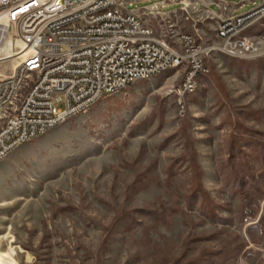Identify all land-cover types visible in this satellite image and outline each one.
<instances>
[{"label":"rangeland","instance_id":"rangeland-1","mask_svg":"<svg viewBox=\"0 0 264 264\" xmlns=\"http://www.w3.org/2000/svg\"><path fill=\"white\" fill-rule=\"evenodd\" d=\"M228 1L236 16L263 3ZM151 5L183 7L127 8ZM200 12H179L183 29L215 45ZM245 33L264 49V16ZM207 64L192 91L180 90L186 67H172L1 160L0 264H264V55L214 51Z\"/></svg>","mask_w":264,"mask_h":264},{"label":"built area","instance_id":"built-area-1","mask_svg":"<svg viewBox=\"0 0 264 264\" xmlns=\"http://www.w3.org/2000/svg\"><path fill=\"white\" fill-rule=\"evenodd\" d=\"M133 1L0 0V66L12 61L9 72L0 70V161L137 81L185 66L180 90L192 91L209 72L211 52L264 55L245 33L264 16V0L244 15L220 19L215 45L183 29L179 12L187 10L146 14L159 5L135 12L127 8ZM8 37L10 50L1 53Z\"/></svg>","mask_w":264,"mask_h":264},{"label":"crops","instance_id":"crops-1","mask_svg":"<svg viewBox=\"0 0 264 264\" xmlns=\"http://www.w3.org/2000/svg\"><path fill=\"white\" fill-rule=\"evenodd\" d=\"M199 1L201 6L195 3ZM183 7L181 10H188L189 8H197L199 9L201 22H204L211 26L218 25L220 19L234 15V5L230 3L228 0H182ZM213 5L217 6V9L213 8ZM180 10V11H181Z\"/></svg>","mask_w":264,"mask_h":264},{"label":"trees","instance_id":"trees-1","mask_svg":"<svg viewBox=\"0 0 264 264\" xmlns=\"http://www.w3.org/2000/svg\"><path fill=\"white\" fill-rule=\"evenodd\" d=\"M252 194H254L255 196H258V195H256V193H252ZM244 206L245 207H250V210H252V208H251V200H248V196H247V198L244 201ZM249 214L251 216H254L255 215V213H249Z\"/></svg>","mask_w":264,"mask_h":264}]
</instances>
